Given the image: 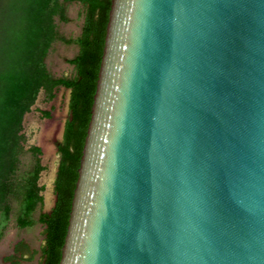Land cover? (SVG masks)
<instances>
[{
	"label": "water",
	"instance_id": "water-1",
	"mask_svg": "<svg viewBox=\"0 0 264 264\" xmlns=\"http://www.w3.org/2000/svg\"><path fill=\"white\" fill-rule=\"evenodd\" d=\"M58 264H264V0H111Z\"/></svg>",
	"mask_w": 264,
	"mask_h": 264
},
{
	"label": "trees",
	"instance_id": "trees-1",
	"mask_svg": "<svg viewBox=\"0 0 264 264\" xmlns=\"http://www.w3.org/2000/svg\"><path fill=\"white\" fill-rule=\"evenodd\" d=\"M79 3L83 21L75 38L57 31L56 18L65 22L67 5ZM111 0H0V239L14 219L19 228L40 223L43 243L38 251L20 240L3 260L19 264L39 253L38 264H58L66 235L71 200L82 147L90 119L98 69L104 44ZM74 43L78 50L67 59L70 76H54L46 65L53 43ZM69 90L68 116L62 137L56 143L58 163L53 181L54 203L48 211L39 184L41 148L25 149L22 133L24 115L42 90L47 100L60 88ZM48 117V111L41 112ZM30 153L22 167L21 156Z\"/></svg>",
	"mask_w": 264,
	"mask_h": 264
},
{
	"label": "rangeland",
	"instance_id": "rangeland-1",
	"mask_svg": "<svg viewBox=\"0 0 264 264\" xmlns=\"http://www.w3.org/2000/svg\"><path fill=\"white\" fill-rule=\"evenodd\" d=\"M67 21L55 20L58 33L65 38H75L79 35L83 21L82 10L79 3L72 2L66 8ZM78 50L74 43H65L57 40L53 43L46 56V65L49 71L56 77L70 76L73 74V66L67 62ZM69 90L60 87L51 100H47L41 90L30 112L23 118L22 133L25 135V149L31 145L41 148V163L45 169L41 172L39 184L43 189V204L37 209L34 216L40 210L48 211L54 203L53 181L58 163L56 143L62 137L64 122L68 116ZM42 111H48L49 116H43ZM30 153L25 152L21 156L22 167H26L30 161ZM43 226L36 223L33 226L19 228L12 218L0 239V264H9L3 258L12 253L16 242L24 240L31 250L38 251L43 243ZM39 253L32 260H22L19 264H38Z\"/></svg>",
	"mask_w": 264,
	"mask_h": 264
},
{
	"label": "flooded vegetation",
	"instance_id": "flooded-vegetation-1",
	"mask_svg": "<svg viewBox=\"0 0 264 264\" xmlns=\"http://www.w3.org/2000/svg\"><path fill=\"white\" fill-rule=\"evenodd\" d=\"M56 150H57V148H56Z\"/></svg>",
	"mask_w": 264,
	"mask_h": 264
}]
</instances>
